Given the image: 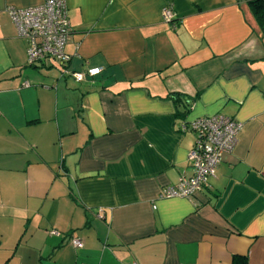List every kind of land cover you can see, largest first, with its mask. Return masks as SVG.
Wrapping results in <instances>:
<instances>
[{"label": "crops", "instance_id": "0c3cea01", "mask_svg": "<svg viewBox=\"0 0 264 264\" xmlns=\"http://www.w3.org/2000/svg\"><path fill=\"white\" fill-rule=\"evenodd\" d=\"M44 1L0 0V264H264V32L249 0H66L67 69L102 68L82 81L28 64L8 8ZM217 113L243 123L235 150L194 196L160 198L193 174L181 122Z\"/></svg>", "mask_w": 264, "mask_h": 264}, {"label": "built area", "instance_id": "2783aa9c", "mask_svg": "<svg viewBox=\"0 0 264 264\" xmlns=\"http://www.w3.org/2000/svg\"><path fill=\"white\" fill-rule=\"evenodd\" d=\"M13 19L18 37L28 42V64L53 60L70 70L67 65L71 56L66 53L65 46L72 35V25L68 17L66 0H45L42 4L28 8H8ZM166 20L173 17L172 9L167 6L164 11ZM102 71L100 67H90L86 71L69 72L76 81L94 78ZM243 123L222 113L198 117L181 122L183 132L192 131L195 142L189 151L188 160L193 174L181 178L175 184L164 186L160 198L192 197L207 180L216 174L218 165L224 153L235 150ZM54 233H57L54 231ZM75 247H82V239L72 238ZM136 264V263H133Z\"/></svg>", "mask_w": 264, "mask_h": 264}, {"label": "trees", "instance_id": "16d2710c", "mask_svg": "<svg viewBox=\"0 0 264 264\" xmlns=\"http://www.w3.org/2000/svg\"><path fill=\"white\" fill-rule=\"evenodd\" d=\"M249 3L264 32V0H249Z\"/></svg>", "mask_w": 264, "mask_h": 264}]
</instances>
